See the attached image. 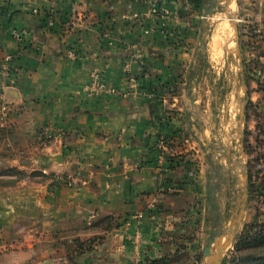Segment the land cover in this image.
I'll return each mask as SVG.
<instances>
[{"label":"crops","instance_id":"0c3cea01","mask_svg":"<svg viewBox=\"0 0 264 264\" xmlns=\"http://www.w3.org/2000/svg\"><path fill=\"white\" fill-rule=\"evenodd\" d=\"M210 2L0 0V92L11 107L0 117V178L11 181L0 185V264H71L75 239H95L87 264H130L125 235L133 239L137 214L143 240L158 234L152 218L174 214L192 195L203 197L205 187L227 177L246 189L237 170L227 173L229 148L210 176V151L193 115L211 139L219 114L213 101L209 131L200 112L202 74L193 106L189 100L190 79L202 69L198 49ZM152 3L170 15L161 21ZM237 6L240 56L250 70L249 79L241 74L243 126L247 139L264 144V0ZM13 30L25 33L17 39ZM126 62L133 77L145 63L144 80L159 88L141 89L136 79L129 87ZM5 63L10 76L1 73ZM93 70L123 94L87 97ZM223 129L229 140L239 135L229 122ZM105 218L115 227L104 229Z\"/></svg>","mask_w":264,"mask_h":264},{"label":"rangeland","instance_id":"374dc122","mask_svg":"<svg viewBox=\"0 0 264 264\" xmlns=\"http://www.w3.org/2000/svg\"><path fill=\"white\" fill-rule=\"evenodd\" d=\"M216 1L215 8L217 9L221 7L223 0ZM231 6L232 12L235 14L239 35L241 21L237 0H233ZM222 14L223 12L217 10L208 17V34L203 57L200 55L201 49H198L199 55L203 58L201 60L203 61L202 69L199 73L202 74L203 79L200 85L201 96H203L200 112H202L203 121L209 131L214 122L212 117L213 101L217 102L219 114L215 116L218 127L216 129L218 130L211 133V139L206 136L213 146L207 145L202 135L197 132L200 142L210 151L208 159L210 166L214 161L216 162V159H220V162L223 161V158H226L227 148H229V160L226 159V166H229L227 173H234L237 170L242 181L244 179L247 181L246 189L229 185L227 177L226 181L216 182V185L205 187L203 197L198 199L196 195H192L190 201L188 200L181 207L173 209L174 214L166 216L167 218L163 217V219L161 218L164 215L160 216L161 218H152L150 227H154L155 231L158 230V234L156 235L154 232L146 239L144 238V241L140 239L142 231L138 229L142 223L140 214L136 215L135 220L138 223L134 224L133 228H131L132 224L126 221L122 226L123 232L127 233L130 228L131 231L134 229L133 239L132 235L129 236L128 233V235H125L134 253L131 255L130 264H138L146 258H159L165 252L172 251L176 244L180 243L185 244L187 249L184 256L180 258L179 264H202L204 260L203 249L207 246L213 232H216L218 228L223 229L224 234L221 240H226L228 232L234 227L236 214L245 198L244 212L237 233L222 251V260L226 259V264H235L238 257L246 253L260 257L264 256V239H258L256 243L252 242V253L249 251H236L234 246L236 236L243 231L254 237V239L258 237L255 235L256 233L261 231L264 234V190L260 187L261 176L264 173V144L247 139L249 131L246 126H243L244 120H242V124L240 123L239 112L244 104L245 88H243V85L245 83L243 78L246 77V66L244 67L243 63L245 62L241 58L242 51L239 43V52L235 51L236 43L232 27L227 20H217L219 17L223 18ZM218 27H220L219 31L217 30ZM242 73L243 78L241 77ZM214 97L216 100H214ZM244 113L243 111V117ZM228 122L230 128L233 129L231 134H235L234 128L239 130V135H235L232 140H229L226 135L230 129L226 131L223 129V124ZM245 140L249 143H245ZM213 168L212 165L210 168L212 179L216 177ZM249 176H252L251 179H249ZM68 177L74 178L73 176ZM251 183L253 184V190L250 192ZM213 186L216 188L215 194L212 192ZM231 200H234V203ZM127 222L128 225H126ZM144 225L146 226V223ZM111 227L114 228L115 225L111 224ZM104 229L106 228L104 227ZM94 240L75 239V248L71 253L73 257L70 258L71 264H87L85 260L89 258L92 249H94L92 244ZM141 244L146 246L143 253L140 249ZM83 260L85 263H82ZM248 264H264V260L252 261Z\"/></svg>","mask_w":264,"mask_h":264},{"label":"water","instance_id":"95a60500","mask_svg":"<svg viewBox=\"0 0 264 264\" xmlns=\"http://www.w3.org/2000/svg\"><path fill=\"white\" fill-rule=\"evenodd\" d=\"M233 0H223V4L221 5L220 8H215L217 5V1L216 0H211L210 5L207 7V9L204 11L203 16H202V25H201V45H200V49H201V55L203 56L205 53V49H206V41H207V34H208V17H210V15H212L215 11H221V12H227L229 6L231 5ZM232 20H231V26L234 32V38H235V51L239 52V48H238V43H239V35H238V26H237V22H236V18H235V14H232ZM199 80V73L190 79V83L188 86V92H189V100H190V104L193 106L194 105V89L196 88V85L198 83ZM243 88H245V85H243ZM244 107L241 106L240 108V123L242 124V119L243 118V110ZM194 118L196 119L197 123L201 126V130H202V138L204 140V142L207 145H212V143L210 141H208L205 133H204V129L200 123V121L198 120V118L193 115ZM213 146V145H212ZM217 163H220V159H216ZM212 192L213 194H215L216 192V188L213 187L212 188ZM246 196V194H245ZM245 203H246V198L245 201L243 202V204L240 206L238 213L236 214V219H235V223H234V227L233 229L228 232V236L226 238V240H221L224 234V230L221 228H218V230L216 232H213L211 238L208 241V244L206 247H204L203 249V255H204V260L202 264H222V251L224 250V248L228 245V243H230L234 236L237 233L238 230V226L240 224V220L242 217V214L244 212V207H245ZM221 217V216H220Z\"/></svg>","mask_w":264,"mask_h":264},{"label":"trees","instance_id":"16d2710c","mask_svg":"<svg viewBox=\"0 0 264 264\" xmlns=\"http://www.w3.org/2000/svg\"><path fill=\"white\" fill-rule=\"evenodd\" d=\"M197 3L199 5H202V1H199ZM49 17H51V19H53V21H55L54 17L52 15H49ZM49 17L45 18V20L47 21V24H48ZM245 69H246V79L247 78L249 79V77H250L249 71L250 70L247 67H245ZM145 72H146L145 63L139 64L138 69L134 73V79L137 80L138 85L141 89H145V90L150 91V92L156 91L157 88H159L158 85L152 84V83H147L144 80V77H145L144 73ZM245 143H249V142L245 140ZM251 177L252 176H249V179H251ZM10 182L11 181L8 179L0 178V185H6ZM252 187H253V184L251 183L250 189H249L250 192L253 190ZM260 187H261V189L264 190V173L261 176ZM101 222L104 223L103 226H105L106 229L110 228L111 222H110L109 218H105V219L101 220ZM101 222L99 224H101ZM255 235L258 236V237H256L257 239H254V237L249 236L244 231L239 233L236 236L235 243H234V246L236 247V251H240V252L241 251H249L250 253H252V251H251V249L253 247L252 244L254 242L256 243V241H258V239H262V240L264 239V234H262L261 231L256 233ZM167 243L169 244L170 242H167ZM186 249H187V246L185 244H183V243L176 244V247L172 251L165 252L159 258H146L145 260L140 261L138 264H179L178 262H179L180 258H182L184 256ZM181 253H183V254H181ZM248 256H250L249 259H248ZM261 259L264 260V256L260 257V256H257L255 254L246 253L245 255L239 256L235 264H248L252 261H258ZM222 264H226V259L222 260Z\"/></svg>","mask_w":264,"mask_h":264},{"label":"built area","instance_id":"2783aa9c","mask_svg":"<svg viewBox=\"0 0 264 264\" xmlns=\"http://www.w3.org/2000/svg\"><path fill=\"white\" fill-rule=\"evenodd\" d=\"M151 13L154 15H157L161 21L163 19H166L170 15V11L167 7L157 6L155 3H152ZM53 24H54V21L50 19L48 21V25L52 26ZM145 32H147V31H145ZM24 33H25V31H18V30L12 31L13 36L17 39H20ZM104 36L110 37V33L105 32ZM109 43H111V41H109ZM129 66H130L129 62H126L123 65V71H124V73L127 74L126 75L127 84L129 87H131V86H135L136 80L134 79V77L131 74H129V70H130ZM9 70H10V67L8 66V64L5 63L1 66V73L4 76H10ZM84 92H85V95L89 98L100 97L103 95L121 96L123 94V92L121 90H119L118 88H115V87L107 84L105 82V80L103 79L101 71H99V70H93L90 73L89 82L84 86ZM10 110H11L10 104L3 98V95L0 92V117L6 118V116L10 112ZM160 157L162 158V156H160ZM160 161H162V159ZM67 179H69V181L72 182V180H71L72 178L67 176ZM128 224L129 223L127 222L126 225H128Z\"/></svg>","mask_w":264,"mask_h":264},{"label":"bare ground","instance_id":"6f19581e","mask_svg":"<svg viewBox=\"0 0 264 264\" xmlns=\"http://www.w3.org/2000/svg\"><path fill=\"white\" fill-rule=\"evenodd\" d=\"M232 3H233V1H232ZM232 3H231V5H232ZM229 6V8H228V10H227V12H224L222 15H223V18L222 17H219V18H217V20H227L228 21V24L231 26V20H232V14H233V12H232V6ZM212 19H214V18H212ZM216 20V19H215ZM219 23V22H218ZM224 23H225V21H224ZM220 25V24H219ZM222 26V25H221ZM232 27V26H231ZM217 30L219 31L220 30V27H218L217 28ZM222 33H223V31H222ZM232 38V37H231ZM229 39V38H228ZM233 40V39H232ZM231 40V41H232ZM230 41V40H229ZM230 41V42H231Z\"/></svg>","mask_w":264,"mask_h":264}]
</instances>
